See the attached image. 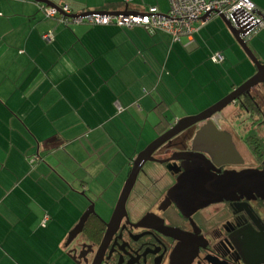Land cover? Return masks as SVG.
Returning <instances> with one entry per match:
<instances>
[{
    "label": "crops",
    "instance_id": "0c3cea01",
    "mask_svg": "<svg viewBox=\"0 0 264 264\" xmlns=\"http://www.w3.org/2000/svg\"><path fill=\"white\" fill-rule=\"evenodd\" d=\"M47 1L68 6L71 15L156 8L164 16L170 9L169 0ZM249 1L264 17V0ZM195 30L174 42L144 27L63 26L45 18L33 0H0V264L71 263L63 245L67 232L57 230L56 215L66 198L72 213L83 215L88 203L78 191L121 190L137 154L180 120L165 116L170 106L185 112L184 95L202 100L200 89L205 95L210 84L204 87L201 75L197 90L188 93L195 73L186 85H178L176 76L211 64L228 81L219 65L234 59L244 68L240 80L255 74L219 17ZM259 43L264 48V28L250 40L264 59ZM214 55L223 61L212 62ZM239 86L230 78L208 102ZM32 156L40 158L35 167L28 163Z\"/></svg>",
    "mask_w": 264,
    "mask_h": 264
},
{
    "label": "flooded vegetation",
    "instance_id": "af4514ba",
    "mask_svg": "<svg viewBox=\"0 0 264 264\" xmlns=\"http://www.w3.org/2000/svg\"><path fill=\"white\" fill-rule=\"evenodd\" d=\"M248 99L255 105L248 104ZM260 99L251 90L232 104L248 119L236 128L218 114L213 116L211 122L223 135L213 134L204 121L161 145L152 155L154 161L142 168L125 211L115 215L109 231L114 208L107 219L90 216L95 217L96 228L88 225L89 218L75 238L77 243L70 250L82 256L81 264H92L96 256L101 264H264V193L261 197L236 194L200 208H180L168 194L196 165H207L217 175L264 170Z\"/></svg>",
    "mask_w": 264,
    "mask_h": 264
},
{
    "label": "water",
    "instance_id": "95a60500",
    "mask_svg": "<svg viewBox=\"0 0 264 264\" xmlns=\"http://www.w3.org/2000/svg\"><path fill=\"white\" fill-rule=\"evenodd\" d=\"M33 1L37 2V4L45 5L48 8L55 9L61 14L60 8L47 0ZM94 13H98L101 15H118L104 12H92L84 13L81 15H69L67 17L70 19L82 18ZM119 14L133 13L124 12ZM219 18L222 20L229 33L232 35L237 45L243 50L246 57L254 65L256 70L255 74L230 94H228L226 97H224L222 100L208 108L206 111L196 116L185 117L178 120L171 129L157 137L154 141L148 144L141 152L137 154L132 162L131 170L116 202L111 219L107 224L108 231L113 224V218L115 217V215L125 211L126 201L131 193V190L134 187V184L136 183V180L142 168L146 163L154 161L152 155L161 145L175 137L183 129L204 121H207L209 130L212 131L213 134L218 136L223 135L211 122L213 116L219 114L228 106L239 101L242 97L250 95L251 90H253L254 88L259 86L264 87V64L260 63L252 50L248 47V42L244 41L243 36L245 35V33L234 28L231 23L227 21L223 16H219ZM205 19H208V16H205L204 20ZM205 130L202 129L200 132H205ZM200 135L201 133H199L198 137ZM200 156L206 161V159L201 154ZM263 193L264 170L261 172L255 170H247L239 173L226 172L223 175H217L211 172L210 167L207 165H202V167L196 165L195 167L193 166L190 169H187L186 173L177 180L176 185L169 191L168 194L171 200L180 208H182L181 206H196L200 208L212 203L229 200L236 194H244L248 196L255 194L261 197ZM83 195L84 194H82V196ZM94 215H97L94 211V205L90 204L83 215L80 217L78 223L70 231L66 248L69 247L75 240V238L82 233L84 226L88 222L90 216ZM67 256L74 262V264H81L82 256H77L73 250H70L67 253ZM92 264H101L100 260L97 259V256L93 260Z\"/></svg>",
    "mask_w": 264,
    "mask_h": 264
},
{
    "label": "built area",
    "instance_id": "2783aa9c",
    "mask_svg": "<svg viewBox=\"0 0 264 264\" xmlns=\"http://www.w3.org/2000/svg\"><path fill=\"white\" fill-rule=\"evenodd\" d=\"M169 12L161 16L156 8H149L143 13L101 15L94 13L82 18L70 19L68 6L60 8L61 14L55 9L38 4L39 9L47 19H56L61 25L87 24L90 26H116L119 28L144 27L150 33L157 31L170 35L174 42L182 37L190 38L195 30V24L204 22V17L223 16L237 30L245 33V42L251 39L259 30L264 28V17L249 0H169ZM51 34L43 36L49 41ZM223 58L214 55L212 62L221 63ZM48 221L44 217L42 225Z\"/></svg>",
    "mask_w": 264,
    "mask_h": 264
},
{
    "label": "rangeland",
    "instance_id": "374dc122",
    "mask_svg": "<svg viewBox=\"0 0 264 264\" xmlns=\"http://www.w3.org/2000/svg\"><path fill=\"white\" fill-rule=\"evenodd\" d=\"M250 40H248V43H247L248 47L252 50V52L254 53L256 58L259 61H261L262 64H264V59L262 57H260V55L252 47V44H250ZM259 47H260V50L264 53V48H263L262 43H259ZM241 54H242L241 56H243V55L245 56L249 65L255 69L254 65L246 57L243 50L241 51ZM241 58L242 57H240V59ZM185 60L189 66L194 67V65H192L189 62V59L187 57H185ZM222 65H219V66H221L219 68H221L224 75L227 76L228 81H225L226 78H224V77L221 78L218 75V73L215 71V69H217L215 67V65L213 66L211 64H201L199 66H196L195 69H193V70H190V68H188V70L185 72V76H176L177 81H178V85L179 84L180 85L181 84L186 85L188 80L191 78L190 73L191 72L195 73L194 74L195 80L192 81L190 88L187 90V93L190 92L191 90H195V91L197 90L198 84L196 82L197 81L196 74L201 75V79H199V82H201V84H204V87H206L208 84H210V85L205 88V91H206L205 95L203 93V89H200L202 91V93H201L202 94V98H201L202 100L197 101L196 100L197 98L188 99L186 95H184L183 98H180V100L183 99L182 102H184L185 112H182L181 108L172 104L169 108L170 110H168V112L166 113L165 116L170 118V119H174L175 117H178L179 119H183L185 117L196 116V115L206 111L208 108H210L211 106H213L214 104L219 102L222 98H224V97H222L218 101H216L215 103L210 104V102H208L209 100L207 99V96H209V94H211V92L214 91L216 88H219L220 86H223L227 82H229L230 78L233 79L237 85H241L243 82L247 81L248 79H250L254 75V74H252L246 80H240L238 77H239V75H241V72L244 71V68H243L242 64H240L238 62V60H236V59H234V63H232V64L226 62V64L224 66H222ZM175 74L176 73L174 72V75ZM169 85H170V91H171L172 87H173L172 88L173 91L176 90V81L174 80L172 74L169 77ZM253 92L262 96V99H260V102L262 105H264V101H263V99H264V87H262V86L256 87L253 89ZM193 103H195V104H193ZM218 115L220 117V120L225 121L227 124L232 123V126L234 128L240 126V124L242 123L241 121L247 122V120H248L247 114L239 111V109L233 105L228 106L222 112H220ZM155 121H156V119H155ZM122 188H121V190L111 189L108 192L106 191V192H98V193L88 191L83 195V197L85 199V202L88 203L87 207H89L90 204H93L95 213L98 216L107 219L110 216V214L112 213V210H113L112 208H114V205L116 204V202L119 198V195L122 191ZM77 193H78V196L82 195V192L78 191ZM58 197H59L58 195L55 196V198H58ZM75 198H78V197L76 196ZM69 199L70 198L65 199L66 203L63 205L64 207L62 206V208L59 211L60 213L57 214L55 219H54L56 221L55 226H56L57 230H60V232L62 234L64 231L67 232V234H66L67 238L63 244L65 246L66 251H69L70 248L74 247L77 243V240H76L69 247L66 248L68 235H69L70 231L72 230V228H71V230H69V229H70L71 225L73 226L76 223L77 220H75V219L78 218V221H79L80 217L82 216V215L79 216V214L74 215L75 212L72 213V210H71L72 208L70 207L72 204H68ZM83 202H84V200H83ZM87 207H86V209H87ZM69 216H71V217L74 216L75 219H72ZM41 223H42V221H41ZM66 256H67V253H66ZM70 261H71V263L69 261H67V264H74V262L71 259H70Z\"/></svg>",
    "mask_w": 264,
    "mask_h": 264
},
{
    "label": "trees",
    "instance_id": "16d2710c",
    "mask_svg": "<svg viewBox=\"0 0 264 264\" xmlns=\"http://www.w3.org/2000/svg\"><path fill=\"white\" fill-rule=\"evenodd\" d=\"M248 104H250V105H255V102H254V100L253 99H248ZM165 118L163 117L162 118V120H164ZM163 131H165V130H163ZM162 131V132H163ZM40 160V158L38 157V156H32V157H30L29 158V160H28V163H29V166L30 167H35L38 163V161ZM96 219H95V217L94 218H90V220H89V222H88V225L89 226H93V227H95L96 228V224H97V222L95 221ZM43 221V220H42ZM48 222V221H47ZM46 222V223H47ZM45 223V224H46ZM94 223H96L95 225H93ZM45 226V225H44ZM43 225H42V223H41V227L43 228L44 227ZM98 226V225H97Z\"/></svg>",
    "mask_w": 264,
    "mask_h": 264
}]
</instances>
